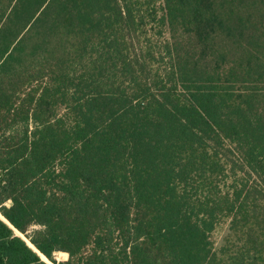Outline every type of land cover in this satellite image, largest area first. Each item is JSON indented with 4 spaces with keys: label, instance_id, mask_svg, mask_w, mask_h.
I'll return each mask as SVG.
<instances>
[{
    "label": "trees",
    "instance_id": "obj_1",
    "mask_svg": "<svg viewBox=\"0 0 264 264\" xmlns=\"http://www.w3.org/2000/svg\"><path fill=\"white\" fill-rule=\"evenodd\" d=\"M0 214V264H264V0H0Z\"/></svg>",
    "mask_w": 264,
    "mask_h": 264
},
{
    "label": "rangeland",
    "instance_id": "obj_2",
    "mask_svg": "<svg viewBox=\"0 0 264 264\" xmlns=\"http://www.w3.org/2000/svg\"><path fill=\"white\" fill-rule=\"evenodd\" d=\"M7 205H10V202L7 203ZM36 228V227H34ZM227 230H228V221L227 220H224L222 221L216 228V230L214 231V233L212 234V241L214 242V245H215V248L218 249L222 242H223V239L227 233ZM57 257V261L59 263H62L64 258L61 257V252L58 253L56 255ZM61 257V258H60Z\"/></svg>",
    "mask_w": 264,
    "mask_h": 264
},
{
    "label": "water",
    "instance_id": "obj_3",
    "mask_svg": "<svg viewBox=\"0 0 264 264\" xmlns=\"http://www.w3.org/2000/svg\"><path fill=\"white\" fill-rule=\"evenodd\" d=\"M1 218V217H0ZM3 220H4V218H2ZM25 241H27L28 242V240L26 239V238H24L23 236H21ZM29 243V245H31V243L30 242H28ZM32 246V245H31ZM45 258V257H44ZM62 258H64V260L63 261H67L68 259H69V254L68 253H66V257H64V256H62ZM48 264H51V262L49 261V260H47L46 258L44 259Z\"/></svg>",
    "mask_w": 264,
    "mask_h": 264
},
{
    "label": "bare ground",
    "instance_id": "obj_4",
    "mask_svg": "<svg viewBox=\"0 0 264 264\" xmlns=\"http://www.w3.org/2000/svg\"><path fill=\"white\" fill-rule=\"evenodd\" d=\"M0 217L3 218L1 214H0ZM18 234L21 235V236H23V235L20 234V233H18ZM23 237H24V236H23ZM24 238H25V237H24ZM28 242H29V241H28ZM62 256L66 257V253L61 252V257H62ZM61 257H60V258H61ZM43 258H44V257H43ZM44 259H45V258H44ZM51 264H53V263H51Z\"/></svg>",
    "mask_w": 264,
    "mask_h": 264
}]
</instances>
